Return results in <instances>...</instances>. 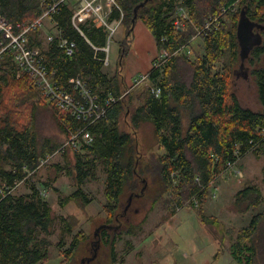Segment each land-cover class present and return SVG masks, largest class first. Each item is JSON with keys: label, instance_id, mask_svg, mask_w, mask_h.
<instances>
[{"label": "trees", "instance_id": "trees-1", "mask_svg": "<svg viewBox=\"0 0 264 264\" xmlns=\"http://www.w3.org/2000/svg\"><path fill=\"white\" fill-rule=\"evenodd\" d=\"M115 1L109 22L120 21L117 29L123 26L126 34L117 72L110 75L104 68L106 51L94 47L107 46L110 29L93 20L82 24L81 32L72 22L73 2L0 0V13L15 30L18 23L28 25L60 2L57 11L48 17L55 23L54 31L60 30L77 46L69 57L57 38L49 42V67L65 82L81 76L102 102L110 96L117 99L100 122L89 125L93 143L82 145L83 153L80 149L65 152L72 160L68 174H73L77 188L60 200L63 207L70 201L88 205L90 198L83 185L94 173L87 165L98 162L106 166V221L101 238L109 249L111 264L123 260L118 258L117 235L110 233L107 226L120 219L127 198L144 199L143 203L147 202L145 198L151 199L153 207L163 201L171 215L189 206L203 223L207 224L209 218L215 227L216 217L205 211L209 194L217 186L215 180L228 169L229 162L239 166L248 152L254 151L258 156L264 152V0ZM180 6L189 15L184 28L174 24ZM233 6L237 7L235 11ZM223 8L229 10L222 14ZM220 14L217 28L196 36L199 28ZM139 20L153 34L158 49L167 50L169 57L147 72V78L136 86L139 88L135 90L141 89L139 92L127 87L123 91L121 72H125ZM248 25L257 29L261 37L249 56L257 108L244 104L234 88V67L241 57L240 39L244 36L242 27L246 29ZM41 35V29L30 31V45L40 47ZM17 71L6 56L0 68V190L4 191H0V264H42L50 255V240L41 235L51 233L53 207L35 184L25 193L14 194L13 190L29 178L43 157L55 153L58 145L40 142L36 114L38 107L47 102L28 74L17 77ZM52 106L66 137L69 129L85 126V122ZM148 122L154 126L159 149L149 154L143 152L139 139L141 125ZM83 194L87 195L85 200ZM193 197L198 199V205ZM234 202L241 213L258 211L230 237L231 256L238 264H264L262 188L248 184L235 194ZM61 220L64 232H72L73 217L62 216ZM89 239V234L80 229L68 246L60 241V264H72Z\"/></svg>", "mask_w": 264, "mask_h": 264}, {"label": "rangeland", "instance_id": "rangeland-1", "mask_svg": "<svg viewBox=\"0 0 264 264\" xmlns=\"http://www.w3.org/2000/svg\"><path fill=\"white\" fill-rule=\"evenodd\" d=\"M70 1L73 2V9L76 10L78 2ZM50 27L51 23L47 25V29ZM117 30L113 34L110 30L111 36L107 46L109 50L106 51L110 64L105 65V70L110 74H113L112 70L120 64V48L126 34L123 26ZM42 31V39L48 42L47 40H50L48 30ZM257 32L258 30H253L250 25L246 26V29L245 26L242 27L244 36L240 39V51L242 49L245 57H240L234 67L235 92L244 104L254 108L258 107V100L249 56L253 47L250 44L261 38ZM146 45L149 43L142 45L143 51L148 49ZM135 47L134 42L130 50ZM195 47L198 48L196 45ZM137 60L139 61L138 58ZM136 86H127V90L139 92L141 89L135 90L139 88ZM122 89L123 91L126 89L124 83H122ZM123 93L126 94V92ZM57 117L54 107L48 103L41 104L37 109L36 126L40 142L48 141L49 144H57L59 148L68 136L66 137V132L59 126V117ZM122 123L125 128L123 119ZM154 136L152 123L141 125L139 139L144 153L159 151ZM84 151L80 149V152ZM71 164L69 154L58 153L46 166L34 170L27 180L17 185L13 193H25L35 184L53 207L55 221L51 233L41 235V238L47 237L50 240V255L42 264H60L62 253L58 248L61 247L58 242L62 241L65 246H68L74 233L80 229L86 231L90 239L80 247L72 264H111L109 249L103 245L101 238L106 221V214L103 211V205L106 202L104 192L106 166L98 162L87 165V168L91 167L94 173V176L83 185L85 193L90 198L88 205L84 206L79 201H70L63 207L60 204L61 197L71 194L77 188L73 174H68ZM236 168L242 170L243 175L238 176L234 169L223 172L215 180L217 186L210 192L205 204L207 215L215 216L217 219L215 227L209 218H206L209 223H203L196 211L189 206L181 207L171 215L165 209L163 201H159L153 207L151 199L145 198L147 202L143 203L144 199L127 198L123 203L120 219L107 226L110 229L109 232L117 235L118 238V258L123 260L118 264H238L230 258V237L235 235L238 228L248 223L258 210L250 209L246 213H241L236 208L234 198L238 190L245 188L247 184L260 186L264 197V152L261 151L260 156L254 151L248 152ZM87 195L83 194L82 199L85 200ZM62 216L73 217L72 232H64Z\"/></svg>", "mask_w": 264, "mask_h": 264}, {"label": "built area", "instance_id": "built-area-1", "mask_svg": "<svg viewBox=\"0 0 264 264\" xmlns=\"http://www.w3.org/2000/svg\"><path fill=\"white\" fill-rule=\"evenodd\" d=\"M76 1L78 4L76 5L77 9H73L72 22L81 32L82 24L86 23L90 18L96 19L99 24H103L111 31L117 30L120 21L116 24L109 22L108 13L104 12L101 5L103 0ZM108 1L116 5L115 0ZM59 3L53 4L42 16L28 25L18 23L17 30L13 29L9 20L0 13V68H2L4 58L9 56L18 69L17 77H20L22 73L28 74L48 104L54 105L58 110L68 112L75 119L86 123L85 126L78 130L69 129L70 133L67 140L57 151L64 154L68 147L78 148L81 145H91L93 143L94 137L89 130V125L100 122L117 99L114 96H110L102 102L100 95L95 93L89 83L79 75L70 77L63 83L57 77L56 70L49 67L46 52L39 46L30 45L29 32L31 30L42 29L44 27V18L54 14L58 9ZM236 8V6H233L232 11H235ZM228 10L227 8H223L221 13L225 14ZM222 14L210 18L203 27L197 30L196 36L206 35L217 28ZM188 17L187 9L184 6H180L176 13L174 24L179 28H184ZM48 38L50 39L49 41L57 38L58 44L65 49L66 54L69 57L74 55L77 46L75 41L64 36L61 32L56 35L50 34ZM168 57V51L163 49L157 54L152 68L161 66ZM147 74L145 73L135 78L134 84L138 85L143 82L147 78ZM51 157L42 158L37 169L39 170L41 167L46 166ZM228 169H234L238 176L243 175L242 170L236 168L235 163L229 162ZM0 191L1 193L4 192ZM192 200L196 205L199 204L196 197H193Z\"/></svg>", "mask_w": 264, "mask_h": 264}, {"label": "crops", "instance_id": "crops-1", "mask_svg": "<svg viewBox=\"0 0 264 264\" xmlns=\"http://www.w3.org/2000/svg\"><path fill=\"white\" fill-rule=\"evenodd\" d=\"M101 5L103 7L104 12L108 13V16L110 17L113 4L108 0H103V2H101ZM93 20L96 21V23H98L96 19H91V18L88 19L87 22L90 23ZM50 23H51V27L47 29V25ZM54 28H55V23L52 22L51 18H48L45 22L44 27L41 29V32H43L42 30L44 29V30H48V32H49L48 35H50V34L56 35L60 32V30H58V32H55ZM134 33H135V41L134 42H135L136 47H135V49L129 51V55L127 57V65H126L125 72L123 71L121 73V80L124 83L125 87L131 86L134 83V79L137 78L139 75L147 73L151 69L152 63L154 62L156 55L161 52L160 49H158V46H157V43H156V40H155L153 34L149 31V29L145 26V24L141 20H139L136 23L135 28H134ZM38 41H40V48L43 51L48 53L51 50L52 45H50L49 42H52V41L47 40L48 42H45L42 39V35L39 37ZM260 41H261V38H258L255 42H252L250 44V46L257 44ZM107 42H109V35H107ZM146 42L149 43V45H146L148 49L143 51L141 48H142V45H144V43H146ZM45 43H46V45H45ZM33 45L38 46L36 44H33ZM94 47L96 50H98V49L103 50V51L109 50V48L107 46H102V47L94 46ZM240 55H241V58L245 57V55H243L242 49L240 51ZM105 58L106 59L108 58L107 60L110 62L108 52H106ZM137 58L139 59V61L137 60ZM104 68H105V65H104ZM112 71H114V73L117 72V67ZM123 73H125V74H123ZM110 75H112V74H110ZM61 80L64 81L62 78H61ZM58 245H59V242H58ZM58 248L61 251V247H58ZM94 251H95V248H94ZM229 253H230L231 260H233L230 250H229ZM91 259H92V256H91Z\"/></svg>", "mask_w": 264, "mask_h": 264}, {"label": "bare ground", "instance_id": "bare-ground-1", "mask_svg": "<svg viewBox=\"0 0 264 264\" xmlns=\"http://www.w3.org/2000/svg\"><path fill=\"white\" fill-rule=\"evenodd\" d=\"M41 16H42V15H41ZM47 18H48V16L44 18V22H43L44 25H45V19H47ZM178 28H179V27H178ZM31 31H32V30H31ZM115 31H116V30H115ZM113 32H114V31H112V34H113ZM29 33H30V32H29ZM110 36H111V35H109V37H110ZM195 38H196V37H195ZM107 46H108V44H107ZM106 51H107V50H106ZM160 51H161V50H160ZM104 63H105V65H106V64H107V65L110 64V62H109L106 58H104ZM141 75H142V74H141ZM132 86L134 87V86H136V85L133 83ZM158 89H159V92H158ZM159 93H160V88H157V90H156V94H159ZM81 148H82V145L79 146L78 148H71V147H68L67 150H68V149H77V150H78V149H81ZM57 151H58V150H57ZM57 151H55V153H53L52 155H50V154H49V155L53 157L54 155H56V154L59 153V152H57ZM52 157H51V158H52ZM43 158H44V157H43Z\"/></svg>", "mask_w": 264, "mask_h": 264}, {"label": "water", "instance_id": "water-1", "mask_svg": "<svg viewBox=\"0 0 264 264\" xmlns=\"http://www.w3.org/2000/svg\"><path fill=\"white\" fill-rule=\"evenodd\" d=\"M144 3L145 2L141 3L140 5H143ZM136 18H137V15H135V17L133 18V22H135Z\"/></svg>", "mask_w": 264, "mask_h": 264}]
</instances>
